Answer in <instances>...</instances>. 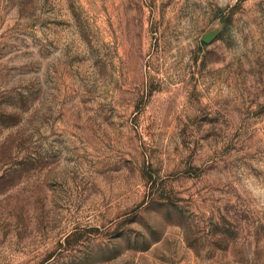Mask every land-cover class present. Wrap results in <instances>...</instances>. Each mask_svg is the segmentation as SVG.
<instances>
[{
    "label": "rangeland",
    "instance_id": "obj_1",
    "mask_svg": "<svg viewBox=\"0 0 264 264\" xmlns=\"http://www.w3.org/2000/svg\"><path fill=\"white\" fill-rule=\"evenodd\" d=\"M0 264H264V0H0Z\"/></svg>",
    "mask_w": 264,
    "mask_h": 264
}]
</instances>
